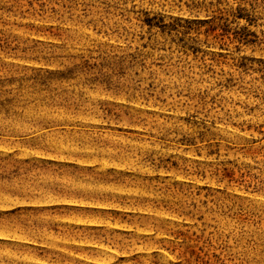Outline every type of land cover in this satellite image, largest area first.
I'll use <instances>...</instances> for the list:
<instances>
[{"label": "rangeland", "instance_id": "1", "mask_svg": "<svg viewBox=\"0 0 264 264\" xmlns=\"http://www.w3.org/2000/svg\"><path fill=\"white\" fill-rule=\"evenodd\" d=\"M0 264H264V0H0Z\"/></svg>", "mask_w": 264, "mask_h": 264}]
</instances>
